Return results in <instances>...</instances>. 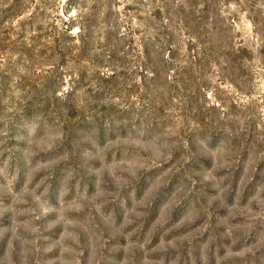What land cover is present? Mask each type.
Returning a JSON list of instances; mask_svg holds the SVG:
<instances>
[{"label":"rangeland","instance_id":"obj_1","mask_svg":"<svg viewBox=\"0 0 264 264\" xmlns=\"http://www.w3.org/2000/svg\"><path fill=\"white\" fill-rule=\"evenodd\" d=\"M0 264H264V0H0Z\"/></svg>","mask_w":264,"mask_h":264}]
</instances>
